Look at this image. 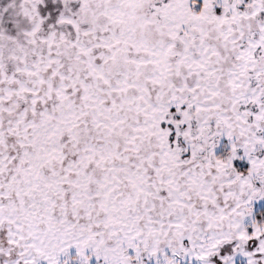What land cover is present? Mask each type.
<instances>
[{
  "label": "snow or ice",
  "instance_id": "obj_1",
  "mask_svg": "<svg viewBox=\"0 0 264 264\" xmlns=\"http://www.w3.org/2000/svg\"><path fill=\"white\" fill-rule=\"evenodd\" d=\"M0 264H264V0H0Z\"/></svg>",
  "mask_w": 264,
  "mask_h": 264
}]
</instances>
